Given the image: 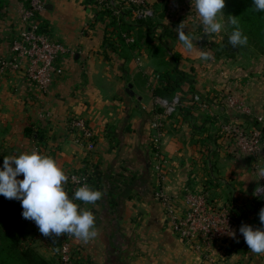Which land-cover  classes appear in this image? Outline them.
I'll use <instances>...</instances> for the list:
<instances>
[{"label":"crops","instance_id":"0c3cea01","mask_svg":"<svg viewBox=\"0 0 264 264\" xmlns=\"http://www.w3.org/2000/svg\"><path fill=\"white\" fill-rule=\"evenodd\" d=\"M27 1L0 0V57H8L25 28ZM45 1L42 31L68 51L56 61L46 93L24 68L0 67V164L4 156L38 150L54 157L67 175L86 174L89 186L101 191L94 203L78 202L94 214L97 234L87 242L74 240L75 263L264 264V254L252 253L246 243L223 250L211 262L182 239L156 196L160 182L153 157L155 123L160 122L161 151L171 167L164 185L176 207H187L185 187H209L216 205L232 202L246 224L260 227L264 194L255 196L253 191L261 180L255 179L252 158L225 142L220 128L225 123L251 127L257 117L264 119V64L216 56L213 48L222 31L213 40L196 26L191 1L177 8L187 13L179 16L169 13L179 5L164 0L165 16L156 18L158 28L152 27V48L124 38L128 33L135 40L134 19L148 17L129 12L117 0ZM183 21L185 31L198 38L192 50L175 31ZM122 22L130 24L127 32ZM159 46L165 49L156 52ZM173 52L180 55L176 62ZM204 52L211 53L208 59ZM169 81L178 86L172 88L174 95L157 94ZM129 85L133 93L127 91ZM229 93L247 103L251 113L228 107ZM161 101L175 110L169 112ZM73 117L85 118L93 128V150L71 130ZM61 242V236H50L35 245L59 264Z\"/></svg>","mask_w":264,"mask_h":264},{"label":"built area","instance_id":"2783aa9c","mask_svg":"<svg viewBox=\"0 0 264 264\" xmlns=\"http://www.w3.org/2000/svg\"><path fill=\"white\" fill-rule=\"evenodd\" d=\"M102 2L109 0H100ZM141 6L138 9L140 16L147 17L152 10L143 7L145 0H128ZM46 8L45 0H28L22 13V21L25 26L20 35L13 41L8 57H0V67H8L12 70L25 69L26 76L33 81L38 88L46 93L51 86L55 65L62 53L68 48L60 41L51 40L42 31L41 14ZM124 36L129 42L134 38L128 33ZM167 106L169 112L175 110L173 104L161 101ZM225 103L228 107L242 113H251L250 106L242 99L233 94L225 96ZM200 107H206L201 103ZM263 124L264 119L259 116L255 119ZM157 132L153 137V157L158 173L160 186L156 196L163 201L167 213L171 219L174 231L184 239L192 248L211 262H215L221 252L228 246L238 248V243L243 235L233 224L230 211L225 206L215 207L212 205V195L209 187L194 188L185 187L183 196L187 207L178 209L175 205V197L169 194L164 183L169 177L171 167L168 160L161 151V126L156 122ZM71 130L77 139L84 143L89 150L95 148L96 136L93 128L83 117H73L70 121ZM220 130L226 136L235 135L234 146L243 154L252 158L253 166L257 168L261 161H264V131L262 128L246 130L232 123H225ZM66 182V189L70 197L74 195L77 188L83 184L89 185L86 174H69ZM81 202V201H77ZM235 233V235H232ZM62 242L58 249L59 264H76L74 257V240L77 239L71 234H61Z\"/></svg>","mask_w":264,"mask_h":264},{"label":"clouds","instance_id":"9594fccd","mask_svg":"<svg viewBox=\"0 0 264 264\" xmlns=\"http://www.w3.org/2000/svg\"><path fill=\"white\" fill-rule=\"evenodd\" d=\"M199 22L206 34L220 33L224 28L221 17L226 0H191ZM255 10L264 12V0H253ZM232 24H237V17L229 16ZM185 21L175 29L183 46L192 50L194 37L191 30L185 31ZM248 37L237 27L229 36L234 46L247 44ZM210 52H204L208 59ZM23 174V178H19ZM256 180L264 178V166L254 171ZM68 176L58 161L38 150L25 151L19 155L4 156L0 165V196L18 200L22 208V217L34 221L39 232L45 236L71 234L77 239L87 242L96 236V219L92 211L86 210L77 203H94L102 196L100 190L88 184L77 188L72 197L65 187ZM264 194V185L257 184L253 195ZM261 226L243 224L239 232L245 243L254 254H264V208L259 211ZM235 235V233H232Z\"/></svg>","mask_w":264,"mask_h":264},{"label":"trees","instance_id":"16d2710c","mask_svg":"<svg viewBox=\"0 0 264 264\" xmlns=\"http://www.w3.org/2000/svg\"><path fill=\"white\" fill-rule=\"evenodd\" d=\"M117 1H119L121 5L129 7V12L132 10L137 11L141 8L138 4L128 0ZM164 5V0H145L143 7L151 8L154 11H159L161 9L160 12L162 13L158 16L162 18L165 16ZM225 8L226 16L228 17V31L231 32L238 27L243 34L248 37L247 42L250 43L251 46H255L259 50V53L264 55V12L255 10L253 0H226ZM120 16H122V13H120ZM229 16L237 17V24H232ZM134 22V28L137 29L138 33L132 45H144L152 48L153 45L150 36L154 33L152 27L155 26L158 28V21L152 17L146 19L141 17L140 19L135 18ZM128 27H130V24L122 22L121 29H123V33L128 31ZM229 34L230 33L227 32L222 45L218 46L219 49L215 51L216 56H225L226 58H233L235 56L234 54L238 46L231 48L230 51L227 48ZM119 36L120 39L123 40L120 33ZM124 38L126 39V37ZM161 48L163 47H157L156 52L158 49L161 50ZM179 57L180 55L177 53H172L173 62L178 61ZM177 87L178 86L173 81H169L167 87L159 91L156 90V93L163 97L169 96L170 98L175 92L172 88ZM236 125L245 129V131L256 127L262 128L264 131V125L256 120H254L251 127H244L241 124ZM235 138V135H230L226 136L223 140L233 145L235 143ZM236 151L240 152L238 149H236ZM211 200L212 205L215 207L216 203L213 197ZM261 206L264 208V203H262ZM226 207L229 209L233 224L237 229H239L241 225L246 224L244 221L245 217L235 210L232 202ZM21 213L22 208L18 200L7 199L0 196V264H55L54 261L43 256L35 245L38 239L45 236L39 232L34 221L24 219ZM238 244V247H242L245 244L244 237H242V240ZM227 249L228 252H230L234 247L228 246Z\"/></svg>","mask_w":264,"mask_h":264},{"label":"rangeland","instance_id":"374dc122","mask_svg":"<svg viewBox=\"0 0 264 264\" xmlns=\"http://www.w3.org/2000/svg\"><path fill=\"white\" fill-rule=\"evenodd\" d=\"M189 1H191V0H173V3H172V5L174 4V5H179L178 7L177 6H174V7H172V9H171V11H169V13L171 14V15H179V16H186V14L187 13H184L183 11H182V13H179L180 11L177 9V8H180V9H182V7H184L186 4V2L188 3ZM176 3V4H175ZM150 10H152V14L151 15H148L147 17H152V18H157L158 17V15H160V13H162V12H160V10L159 11H154L153 9H151V8H149ZM195 9V7L193 6L192 7V10L196 13V10H194ZM164 11L166 12V7H165V9H164ZM192 12V11H191ZM223 12H224V15L221 17V21H222V23L224 24V28L222 29V32H221V40H220V42L218 43V45H217V47L215 46L214 48H213V51H214V53H215V51L216 50H218L219 48H218V46H220V45H222V43H223V40H224V38L226 37V34H227V32H229L230 34L232 33V31L230 32V31H228L229 30V28H228V17L226 16V8L224 7V9H223ZM191 14V13H190ZM198 16V15H197ZM195 25L196 26H201V24H200V22H199V17H197L196 18V20H195ZM230 34H229V36H230ZM218 35V33H216V34H210L209 36L214 40L215 39V37L218 39V37L219 36H217ZM228 42V49H229V51H230V49L231 48H235V47H233L232 45H231V43L229 42V41H227ZM235 56L233 57L234 59H237V60H239L240 62H245V61H247V60H251V59H256V60H258L259 62H261V63H263L264 64V55L263 54H260L259 53V50L255 47V46H251V44L250 43H248L247 42V44H245V45H242V46H238L237 48H236V52H235V54H234ZM222 57H225V56H222ZM230 59H232V58H230ZM233 60V59H232ZM10 153V152H9ZM260 165L258 166V167H260V166H264V161H261L260 163H259ZM0 165H2V163L0 164ZM256 169V168H255ZM19 178H23V174H21V176L19 177ZM261 180V181H260ZM259 181H260V183L259 184H261V185H263L264 184V178H262V179H260ZM44 253V252H43Z\"/></svg>","mask_w":264,"mask_h":264},{"label":"water","instance_id":"95a60500","mask_svg":"<svg viewBox=\"0 0 264 264\" xmlns=\"http://www.w3.org/2000/svg\"><path fill=\"white\" fill-rule=\"evenodd\" d=\"M128 87H129V89H127V91L130 92V93H133V92L130 90V89L132 88V86L129 85Z\"/></svg>","mask_w":264,"mask_h":264}]
</instances>
